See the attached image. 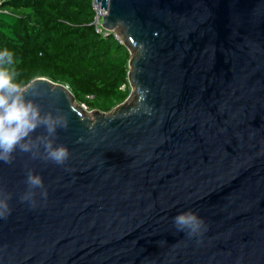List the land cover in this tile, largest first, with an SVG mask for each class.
Returning <instances> with one entry per match:
<instances>
[{"label": "water", "instance_id": "95a60500", "mask_svg": "<svg viewBox=\"0 0 264 264\" xmlns=\"http://www.w3.org/2000/svg\"><path fill=\"white\" fill-rule=\"evenodd\" d=\"M95 2L132 95L106 115L43 78L22 90L67 116L55 144L70 157L0 162V264H264V0ZM29 170L48 193L35 206ZM188 211L195 236L174 224Z\"/></svg>", "mask_w": 264, "mask_h": 264}, {"label": "trees", "instance_id": "16d2710c", "mask_svg": "<svg viewBox=\"0 0 264 264\" xmlns=\"http://www.w3.org/2000/svg\"><path fill=\"white\" fill-rule=\"evenodd\" d=\"M92 0H0V52L23 90L36 79L67 87L87 111L109 113L130 95L128 49L92 25Z\"/></svg>", "mask_w": 264, "mask_h": 264}, {"label": "clouds", "instance_id": "9594fccd", "mask_svg": "<svg viewBox=\"0 0 264 264\" xmlns=\"http://www.w3.org/2000/svg\"><path fill=\"white\" fill-rule=\"evenodd\" d=\"M13 64V54L7 50L0 52V162L11 165L15 153H30L33 159L41 158L57 165H64L70 157V152L63 145H56L55 138L58 129H67L69 120L62 114L43 113L40 106L32 99H26L19 85L13 83L7 67ZM33 96L37 92L33 90ZM43 128L46 134L33 138L37 129ZM41 147L43 152H41ZM25 183L28 190L20 197L21 202L36 204V189L40 195L47 198V190L40 175L29 170ZM11 195L0 192V219H6L11 214L9 201ZM178 231H186L189 236L200 233L204 222L191 211L183 212L174 217Z\"/></svg>", "mask_w": 264, "mask_h": 264}, {"label": "built area", "instance_id": "2783aa9c", "mask_svg": "<svg viewBox=\"0 0 264 264\" xmlns=\"http://www.w3.org/2000/svg\"><path fill=\"white\" fill-rule=\"evenodd\" d=\"M92 7L93 10L95 12V16L93 19V27L95 29V33L100 35L101 37L105 38L107 37L109 34H111L113 36V38L120 44L122 43V40L119 38V36L114 33V32H108L105 29L101 28L100 26L102 25V21H103V16L106 15V12L102 11L100 9V6L95 2V0H92Z\"/></svg>", "mask_w": 264, "mask_h": 264}, {"label": "rangeland", "instance_id": "374dc122", "mask_svg": "<svg viewBox=\"0 0 264 264\" xmlns=\"http://www.w3.org/2000/svg\"><path fill=\"white\" fill-rule=\"evenodd\" d=\"M122 43H124V42L122 41ZM131 95H132V88L130 87V95H129V98L131 97ZM129 98H127L122 104H120V105L116 106L115 108H113L109 113H106V115H110L113 112H115L116 110H118L120 107H122L124 104H126L129 101ZM75 106L78 107L77 105H75ZM79 108H81L82 111H87L83 106H80Z\"/></svg>", "mask_w": 264, "mask_h": 264}]
</instances>
